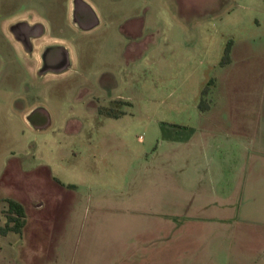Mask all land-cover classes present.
<instances>
[{
	"label": "rangeland",
	"instance_id": "obj_1",
	"mask_svg": "<svg viewBox=\"0 0 264 264\" xmlns=\"http://www.w3.org/2000/svg\"><path fill=\"white\" fill-rule=\"evenodd\" d=\"M92 1L99 18L86 29L68 0H0V226L5 197L23 203L27 218L21 233L0 231V264H68L70 216L80 235L89 196L91 212L132 202L155 147L199 122L204 87L208 104L246 95L259 106L264 0ZM22 13L46 22L35 54L12 30ZM56 37L70 45L62 68L49 59ZM233 39L249 43L237 53L251 63L219 79ZM119 220L103 213V238L91 237L88 250L116 251ZM90 231L100 235L97 222Z\"/></svg>",
	"mask_w": 264,
	"mask_h": 264
},
{
	"label": "crops",
	"instance_id": "obj_2",
	"mask_svg": "<svg viewBox=\"0 0 264 264\" xmlns=\"http://www.w3.org/2000/svg\"><path fill=\"white\" fill-rule=\"evenodd\" d=\"M68 2L71 12L74 4L82 10L84 28L98 20L92 0ZM42 22L41 18L29 20L24 13L11 19L12 30L26 38V47L34 54L40 41V47L46 43ZM49 44L54 47L50 62L59 68L67 65L70 45L66 40L56 37ZM248 45L231 40L230 58L220 65L219 79L228 74L232 81L241 74L231 76L232 68L249 66L251 61L237 53ZM259 63L257 109L246 95L224 107L212 99L208 108L198 109V123L169 131L161 147H155L149 165L138 171L141 181L132 202L110 208L98 204L91 212L92 197L87 198L85 216H92L84 223L85 233L78 235L76 221L69 219L73 247L68 264H264L263 56ZM109 210L120 219L117 250H88L91 237L102 240L103 213ZM95 222L98 236L90 231ZM65 230L57 242L66 240Z\"/></svg>",
	"mask_w": 264,
	"mask_h": 264
},
{
	"label": "trees",
	"instance_id": "obj_3",
	"mask_svg": "<svg viewBox=\"0 0 264 264\" xmlns=\"http://www.w3.org/2000/svg\"><path fill=\"white\" fill-rule=\"evenodd\" d=\"M230 41H228L224 49V53L221 59L222 64L229 61V58H230L229 52H230V44H231ZM212 81L213 80L210 79L209 82H212ZM207 91H208L207 86L202 89L201 97L198 102V106L202 110L208 108L209 106V104L206 102V97H205ZM4 200L7 203V207L5 209L6 222L4 226H0V231L6 232L9 230H13L15 232L21 233L22 228L26 221V211H25L24 205L19 200L12 198V197H5Z\"/></svg>",
	"mask_w": 264,
	"mask_h": 264
},
{
	"label": "flooded vegetation",
	"instance_id": "obj_4",
	"mask_svg": "<svg viewBox=\"0 0 264 264\" xmlns=\"http://www.w3.org/2000/svg\"><path fill=\"white\" fill-rule=\"evenodd\" d=\"M72 14H73L74 19H76L79 22L80 26L83 27L85 25L86 19L84 18L82 10H80V8H78L77 4H74ZM23 33H24V31L21 30V34H23ZM21 37L19 36L18 39L21 42V44L24 47H26V41L27 40H26V38H21Z\"/></svg>",
	"mask_w": 264,
	"mask_h": 264
}]
</instances>
